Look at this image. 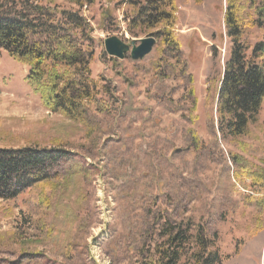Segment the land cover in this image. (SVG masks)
<instances>
[{
	"label": "rangeland",
	"instance_id": "obj_1",
	"mask_svg": "<svg viewBox=\"0 0 264 264\" xmlns=\"http://www.w3.org/2000/svg\"><path fill=\"white\" fill-rule=\"evenodd\" d=\"M92 1L50 5L89 21L91 77L110 89L101 95L109 111L79 124L47 110L27 65L0 53V147L67 151L49 180L0 199V264H157L163 225L188 220L216 234L223 264H264V101L245 135L223 137L217 84L207 81L230 46L226 0H173L179 54L154 36L136 60L110 56L104 40L151 36L128 27L130 1L144 0Z\"/></svg>",
	"mask_w": 264,
	"mask_h": 264
},
{
	"label": "trees",
	"instance_id": "obj_2",
	"mask_svg": "<svg viewBox=\"0 0 264 264\" xmlns=\"http://www.w3.org/2000/svg\"><path fill=\"white\" fill-rule=\"evenodd\" d=\"M53 1L0 0V53L27 65L25 80L47 110L86 123L90 114L109 111L101 95L110 97V89L105 84L98 86L91 77L89 21L79 10L52 7ZM68 1L79 8L93 2ZM130 3L137 4L128 18L131 32L135 27L140 33L152 31L150 35L165 47L161 51L176 58L174 1ZM223 22L230 41L228 54L219 69L217 63L212 65L207 81L217 84L218 130L223 137L235 138L245 135L248 126L258 121L264 101V0H226ZM249 28L262 32L253 44L244 38ZM212 57L217 58L216 51ZM66 154L56 148L0 147V199H14L49 180ZM159 236L154 247L157 264H223L228 258L220 252L216 234L208 235L202 225L195 227L190 220L164 224ZM239 252L236 247L234 254Z\"/></svg>",
	"mask_w": 264,
	"mask_h": 264
},
{
	"label": "water",
	"instance_id": "obj_3",
	"mask_svg": "<svg viewBox=\"0 0 264 264\" xmlns=\"http://www.w3.org/2000/svg\"><path fill=\"white\" fill-rule=\"evenodd\" d=\"M136 41L132 40L129 45L116 36H110L104 40V48L106 53L112 57L123 59L125 54L129 53L131 59L136 60L149 54L155 44L153 36L139 39L138 43Z\"/></svg>",
	"mask_w": 264,
	"mask_h": 264
}]
</instances>
